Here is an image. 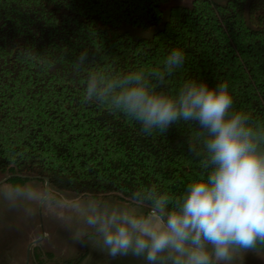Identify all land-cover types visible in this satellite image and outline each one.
<instances>
[{
    "label": "trees",
    "instance_id": "obj_1",
    "mask_svg": "<svg viewBox=\"0 0 264 264\" xmlns=\"http://www.w3.org/2000/svg\"><path fill=\"white\" fill-rule=\"evenodd\" d=\"M174 1L0 0V175H13L7 184L49 178L53 192L128 200L139 185L179 194L197 177L198 161L180 146L193 126L181 122L149 137L122 114L82 102L86 72L77 74L72 62L85 48L96 59L86 68L122 72L159 66L180 48L185 63L165 91L189 78L226 81L234 107L264 122V0ZM33 252L38 259L39 248ZM86 255L83 246L63 264H82Z\"/></svg>",
    "mask_w": 264,
    "mask_h": 264
},
{
    "label": "clouds",
    "instance_id": "obj_2",
    "mask_svg": "<svg viewBox=\"0 0 264 264\" xmlns=\"http://www.w3.org/2000/svg\"><path fill=\"white\" fill-rule=\"evenodd\" d=\"M185 59L183 50L172 48L159 66L122 72L86 68L96 59L85 48L72 62L77 74L86 72L83 103L122 114L149 137L181 122L195 128L180 146H187L200 171L183 192L150 183L137 186L124 203L94 197L76 206L72 239L87 246L95 237L111 261L233 264L238 253L264 246V122L234 107L226 81L209 86L189 78L175 92L165 91ZM3 195L12 202L37 199L31 186ZM49 197L46 190L40 202Z\"/></svg>",
    "mask_w": 264,
    "mask_h": 264
},
{
    "label": "rangeland",
    "instance_id": "obj_3",
    "mask_svg": "<svg viewBox=\"0 0 264 264\" xmlns=\"http://www.w3.org/2000/svg\"><path fill=\"white\" fill-rule=\"evenodd\" d=\"M191 0H175L173 3L189 4ZM134 34H139L132 30ZM141 34V33H140ZM8 175H0V181ZM25 186H31L37 193V199L12 202L5 199L3 193L12 186L0 185V261L1 264H25L32 243L40 240L41 222L39 218V197L46 191L45 181L32 179ZM101 198L120 203L127 200L118 194H109ZM90 197H80L68 192L50 190L49 202L42 204L43 227L48 242L56 243L73 240L72 229L77 223L76 206L82 205ZM56 230L58 232H56ZM62 230V231H61ZM65 231V233H63ZM74 241V240H73ZM54 245V244H53ZM45 251L46 248L42 247ZM75 248V246H74ZM57 251L71 253L68 245H56ZM73 249V247H72ZM33 250V249H32ZM31 250V252H32ZM53 259L48 258V262ZM233 264H264V249L256 252H240Z\"/></svg>",
    "mask_w": 264,
    "mask_h": 264
},
{
    "label": "crops",
    "instance_id": "obj_4",
    "mask_svg": "<svg viewBox=\"0 0 264 264\" xmlns=\"http://www.w3.org/2000/svg\"><path fill=\"white\" fill-rule=\"evenodd\" d=\"M58 231L56 230V232ZM63 233H65V231ZM88 240L89 244L85 246L87 255L82 264H143L142 261H136L130 258L111 261L106 254L102 253L96 248L95 244L93 243L95 237L89 236ZM63 244L68 245V251L69 249L72 250L69 256H67L65 252L60 253L56 249V245L58 246ZM31 247L32 248H30V252L27 255V260L25 264H63L66 259L76 256L83 246L77 245L73 240L68 241V243L64 241L63 243L59 242L58 244H56L48 242L46 239L43 241L41 240L37 241L36 243H32ZM35 247H38L40 250V257L38 259L34 256L33 250ZM42 247H45L46 250L44 251ZM48 258H52L53 260L51 262H48Z\"/></svg>",
    "mask_w": 264,
    "mask_h": 264
},
{
    "label": "water",
    "instance_id": "obj_5",
    "mask_svg": "<svg viewBox=\"0 0 264 264\" xmlns=\"http://www.w3.org/2000/svg\"><path fill=\"white\" fill-rule=\"evenodd\" d=\"M13 175H8L7 177H5L3 180L0 181V185L3 183H6ZM45 180V188L48 192H50L51 188H50V180L49 178H44ZM47 182V183H46ZM39 218H40V222H41V238L39 241H43L46 240V235H45V229L43 227V215H42V203L39 206Z\"/></svg>",
    "mask_w": 264,
    "mask_h": 264
}]
</instances>
